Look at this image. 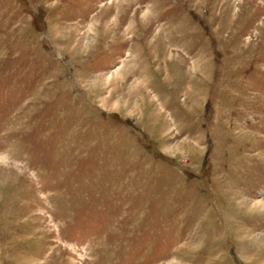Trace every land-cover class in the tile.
<instances>
[{"label": "rangeland", "instance_id": "1", "mask_svg": "<svg viewBox=\"0 0 264 264\" xmlns=\"http://www.w3.org/2000/svg\"><path fill=\"white\" fill-rule=\"evenodd\" d=\"M0 264H264V0H0Z\"/></svg>", "mask_w": 264, "mask_h": 264}]
</instances>
